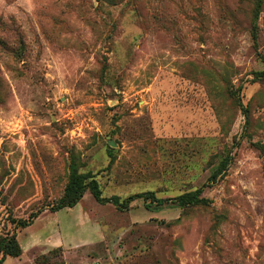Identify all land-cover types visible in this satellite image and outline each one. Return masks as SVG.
I'll return each mask as SVG.
<instances>
[{
	"label": "rangeland",
	"instance_id": "1",
	"mask_svg": "<svg viewBox=\"0 0 264 264\" xmlns=\"http://www.w3.org/2000/svg\"><path fill=\"white\" fill-rule=\"evenodd\" d=\"M256 2L0 0V238L15 231L24 244L1 264H264ZM73 156L104 196L202 187L209 202L159 206L144 196L121 208L87 191L54 212ZM82 208L104 240L89 243L96 226ZM38 210L28 231L13 222ZM60 226L83 246L27 247V233L57 237Z\"/></svg>",
	"mask_w": 264,
	"mask_h": 264
},
{
	"label": "trees",
	"instance_id": "2",
	"mask_svg": "<svg viewBox=\"0 0 264 264\" xmlns=\"http://www.w3.org/2000/svg\"><path fill=\"white\" fill-rule=\"evenodd\" d=\"M263 0H257L256 2V11L253 15L254 23L257 22L258 11L260 10L261 4ZM255 37L257 36L256 32H254ZM264 58V55L262 56ZM256 79L263 80L264 79V70L258 71L255 73ZM1 103V96H0ZM112 149V148H110ZM231 152L227 155L222 156V161L215 168L213 173L210 176L211 181H217L219 177L226 171L232 160ZM70 174L68 183L65 187L64 193L59 199V201L53 205L55 211H59L64 208L74 207L77 203L84 197L87 191H90L93 196L100 203H114L121 208H127L130 206L131 202L134 200L146 196L147 198H151L152 203L156 205H164L169 201L175 202L180 207L186 208L197 205H206L209 200L207 197L203 195L204 188H198L196 190L187 191L178 195L175 198H159L156 196V193L153 191L141 192L137 194H133L128 198L121 199L120 196L114 195L111 197L104 196L103 189L101 184L97 178V175L92 171H81L80 162L77 156H73L70 163ZM43 210H38L33 212L32 215L27 219H19L13 220L16 225L19 227L26 228L31 225L36 218L40 216ZM53 249L59 252H65V249L62 246L54 247ZM0 264L3 263L7 257H20L23 254V247L19 241L17 232H7L0 238Z\"/></svg>",
	"mask_w": 264,
	"mask_h": 264
},
{
	"label": "crops",
	"instance_id": "3",
	"mask_svg": "<svg viewBox=\"0 0 264 264\" xmlns=\"http://www.w3.org/2000/svg\"><path fill=\"white\" fill-rule=\"evenodd\" d=\"M76 206H74V207H76ZM68 208L73 209L72 207H68ZM77 212L79 214L82 213V216H83V218H84L85 221L88 220V222L86 224L89 225L90 223H95V226H96V235L94 236V239L92 241H90L89 243H93L95 239L97 241L98 240L99 241L104 240V233L100 230L99 222L97 220H93L91 218V216H89V214H86L85 208H82L81 210L78 209ZM38 219H39V217L36 220H38ZM33 225L29 226L26 231H28L29 229H32ZM34 232H38V231L37 230L32 231V233H34ZM54 232H57V230L54 229ZM54 232L53 233H49L48 235L45 236V238L42 235H41V237H36L35 235L33 236V235H30V233H27L28 234L27 235L28 238H27V241H26V243L28 245L27 247L32 248L35 245L42 244L43 247H52V248L62 246L63 248H65L66 251H69L68 248L73 249V248H76V247L78 248V247H82L83 246L82 243H71L69 241H65L64 240V237L62 236V233H61V226H60V230H59L60 235H58L57 237H54ZM96 236H98V237H96ZM84 244H88V243H84ZM22 245L24 247V244H22Z\"/></svg>",
	"mask_w": 264,
	"mask_h": 264
},
{
	"label": "water",
	"instance_id": "4",
	"mask_svg": "<svg viewBox=\"0 0 264 264\" xmlns=\"http://www.w3.org/2000/svg\"><path fill=\"white\" fill-rule=\"evenodd\" d=\"M115 145V143H112V146H114Z\"/></svg>",
	"mask_w": 264,
	"mask_h": 264
}]
</instances>
